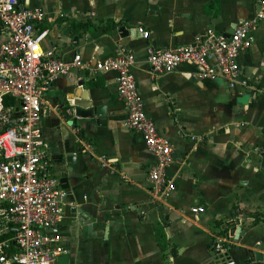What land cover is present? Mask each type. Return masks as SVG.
<instances>
[{
  "label": "crops",
  "instance_id": "1",
  "mask_svg": "<svg viewBox=\"0 0 264 264\" xmlns=\"http://www.w3.org/2000/svg\"><path fill=\"white\" fill-rule=\"evenodd\" d=\"M19 1L45 10L44 50L55 47L68 63L79 54L89 65L52 82L43 106L44 150L53 175L67 179L59 232L70 264H216L219 240L227 241L229 258L246 264L264 245V20L238 59L235 89L214 60L218 77L210 81L191 66L153 74L148 55L151 47L193 45L209 30L228 38L264 0ZM6 39L1 24L0 45ZM120 49L136 57L147 115L175 149L169 175L177 188L163 203H155L148 182L156 158L125 126L117 75L97 71ZM74 103L96 113L72 125L62 108Z\"/></svg>",
  "mask_w": 264,
  "mask_h": 264
},
{
  "label": "built area",
  "instance_id": "2",
  "mask_svg": "<svg viewBox=\"0 0 264 264\" xmlns=\"http://www.w3.org/2000/svg\"><path fill=\"white\" fill-rule=\"evenodd\" d=\"M261 5V12L241 21L228 38L209 30L193 45L164 51L149 48L152 73L168 75L191 66L201 79L213 81L217 75L210 61L214 60L219 77L237 88L242 77L238 59L252 46L251 35L264 20V1ZM46 16L43 8L0 0V23L7 35L0 45V264H59L61 257L71 254L59 232L69 194L53 175L52 160L44 150L43 106L52 82L89 65L79 54L68 63L58 57L55 47L44 50L49 32L40 26ZM139 32L149 39L147 32ZM136 63L130 51L120 49L115 58L99 64L97 71L117 75L127 112L125 126L144 138L156 158L148 182L155 203H163L177 188L169 175L175 149L147 115L134 72ZM11 100L15 104L9 105ZM199 211L204 213V209ZM229 250L225 240L215 244L216 264H239L229 258Z\"/></svg>",
  "mask_w": 264,
  "mask_h": 264
},
{
  "label": "water",
  "instance_id": "3",
  "mask_svg": "<svg viewBox=\"0 0 264 264\" xmlns=\"http://www.w3.org/2000/svg\"><path fill=\"white\" fill-rule=\"evenodd\" d=\"M122 37H128L130 34L125 30L122 29ZM63 115L66 117L69 123L75 125L78 123V119H88L92 118L96 111L94 110H86L85 106L82 104L74 103L68 104L63 106ZM66 177L62 179V184L66 183ZM91 227H86L84 231H91ZM257 252L250 251L248 253L249 261L246 264H263L264 263V245H258L256 247ZM71 256H63L59 259V264H70Z\"/></svg>",
  "mask_w": 264,
  "mask_h": 264
},
{
  "label": "trees",
  "instance_id": "4",
  "mask_svg": "<svg viewBox=\"0 0 264 264\" xmlns=\"http://www.w3.org/2000/svg\"><path fill=\"white\" fill-rule=\"evenodd\" d=\"M1 25V24H0ZM2 27H4L3 25H2ZM10 104H15V101H13V100H11V101H9V105ZM162 244H163V247H164V250L166 249V240L164 239V241L162 242Z\"/></svg>",
  "mask_w": 264,
  "mask_h": 264
}]
</instances>
